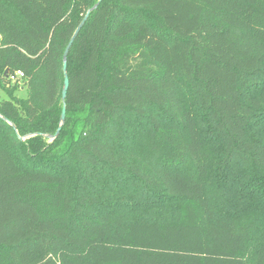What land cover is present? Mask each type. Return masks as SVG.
Segmentation results:
<instances>
[{"label": "trees", "instance_id": "obj_1", "mask_svg": "<svg viewBox=\"0 0 264 264\" xmlns=\"http://www.w3.org/2000/svg\"><path fill=\"white\" fill-rule=\"evenodd\" d=\"M0 88V264H264V0H0Z\"/></svg>", "mask_w": 264, "mask_h": 264}, {"label": "water", "instance_id": "obj_2", "mask_svg": "<svg viewBox=\"0 0 264 264\" xmlns=\"http://www.w3.org/2000/svg\"><path fill=\"white\" fill-rule=\"evenodd\" d=\"M96 6L93 5L85 14V16L83 17V19L80 21V23L78 24V26L76 27V29L74 30L70 40L68 41L65 49H64V52H63V72H64V78H63V85H62V89H61V101H62V107H61V113H60V124L58 126V128L56 129L55 133L53 135H49L48 137L49 138H55L59 131H60V128H61V124L63 123L64 121V118H65V97H66V92H67V88H68V76H67V73H66V56L68 54V51H69V48L71 46V44L73 43L76 35L78 34L79 30L81 29V27L83 26L85 20L87 19L88 17V14H89V11L91 9H93L94 7ZM6 73V72H5ZM0 117L2 119H4L6 122H8L11 126H13L15 128V126L13 125L12 122H10L7 118L3 117L1 114H0Z\"/></svg>", "mask_w": 264, "mask_h": 264}, {"label": "built area", "instance_id": "obj_3", "mask_svg": "<svg viewBox=\"0 0 264 264\" xmlns=\"http://www.w3.org/2000/svg\"><path fill=\"white\" fill-rule=\"evenodd\" d=\"M23 77H24V73L19 69L8 74V78L10 81L21 80Z\"/></svg>", "mask_w": 264, "mask_h": 264}, {"label": "rangeland", "instance_id": "obj_4", "mask_svg": "<svg viewBox=\"0 0 264 264\" xmlns=\"http://www.w3.org/2000/svg\"><path fill=\"white\" fill-rule=\"evenodd\" d=\"M18 97H25L26 96V90L21 89L17 92ZM7 98L6 94L3 92V90L0 88V99Z\"/></svg>", "mask_w": 264, "mask_h": 264}]
</instances>
